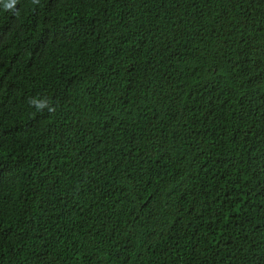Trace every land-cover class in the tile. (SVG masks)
<instances>
[{"label": "trees", "instance_id": "trees-1", "mask_svg": "<svg viewBox=\"0 0 264 264\" xmlns=\"http://www.w3.org/2000/svg\"><path fill=\"white\" fill-rule=\"evenodd\" d=\"M17 8L0 264H264V0Z\"/></svg>", "mask_w": 264, "mask_h": 264}, {"label": "clouds", "instance_id": "clouds-1", "mask_svg": "<svg viewBox=\"0 0 264 264\" xmlns=\"http://www.w3.org/2000/svg\"><path fill=\"white\" fill-rule=\"evenodd\" d=\"M18 3L19 0H0V7H2L5 12H10L11 14L18 16ZM32 3L39 4L40 0H32ZM28 103L30 106L34 107L37 112H43L44 110H47L49 113H54L56 111V108L52 106L51 100L47 97H33L29 99Z\"/></svg>", "mask_w": 264, "mask_h": 264}]
</instances>
